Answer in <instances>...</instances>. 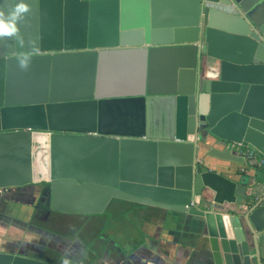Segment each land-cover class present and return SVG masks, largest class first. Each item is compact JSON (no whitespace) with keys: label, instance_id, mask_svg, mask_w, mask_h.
<instances>
[{"label":"water","instance_id":"95a60500","mask_svg":"<svg viewBox=\"0 0 264 264\" xmlns=\"http://www.w3.org/2000/svg\"><path fill=\"white\" fill-rule=\"evenodd\" d=\"M50 2L65 4L53 28L65 39L36 22L0 38V200L41 185L30 208L45 220L127 200L195 217L207 264H264V197L246 172L264 178V0H27L30 18ZM119 46H148L139 94L97 90L99 50ZM160 53L176 62L164 87ZM11 242L0 264H52ZM115 262L137 264L126 252Z\"/></svg>","mask_w":264,"mask_h":264},{"label":"crops","instance_id":"0c3cea01","mask_svg":"<svg viewBox=\"0 0 264 264\" xmlns=\"http://www.w3.org/2000/svg\"><path fill=\"white\" fill-rule=\"evenodd\" d=\"M57 6L62 8V17H57ZM42 15L36 20L30 18L32 9L19 22L21 34H34V23L48 26L46 34L50 41H56L57 35L65 39L66 31L60 33L53 28L59 21L65 25V4L48 3L41 6ZM148 46H126L99 50L96 59L97 90L105 96L122 94L136 95L145 90V70L148 66ZM176 62L170 59L169 54L160 53L152 61V69L158 85L167 86L172 77ZM50 88L53 85V69H50ZM158 122L164 119V113L156 115ZM257 166L246 172L253 180L250 190L256 189L258 197H264V183H256ZM27 191H6L0 200V251L8 246V235H16L22 225L26 229L33 210L30 206L41 196V189L35 191L36 186ZM34 195V197H33ZM138 209L137 221L132 229L126 231L127 224L132 220L123 216V210L117 205L110 209L111 203L104 214H64L55 213L44 220L49 225L48 249L51 253L41 251L39 256L52 264H116L115 258L128 253L137 264H207L205 252L208 249L202 246L205 239L204 229L195 217H184L180 213L166 212L165 210L131 203ZM245 203H243L244 205ZM115 206V205H114ZM28 207V208H27ZM229 208L228 205H226ZM235 208L234 206H230ZM38 217H41L38 214ZM23 240V239H22ZM24 241V240H23ZM25 242V241H24ZM5 246V247H3ZM125 248L124 252L119 250ZM46 249V248H45ZM44 249V250H45ZM205 254V255H204ZM254 255V252L252 253ZM254 264L256 260L253 259Z\"/></svg>","mask_w":264,"mask_h":264},{"label":"rangeland","instance_id":"374dc122","mask_svg":"<svg viewBox=\"0 0 264 264\" xmlns=\"http://www.w3.org/2000/svg\"><path fill=\"white\" fill-rule=\"evenodd\" d=\"M42 173L43 172L38 169V179H41L40 175H42ZM131 203L132 202L127 200L113 199L110 206V209H113L114 207L116 209L117 205H119L120 209L123 210L122 215L131 218L132 222L131 224H127L126 231L132 229L134 223L137 221L136 213L138 209L135 208V206ZM47 225L39 223V221H34V223H32V226L26 229H24L22 225H20L19 227H16V235H13V233L11 235H8L7 238L9 241H12V244L16 243L15 245H18V248L20 249L19 252H21L22 254L38 258L41 250H43L44 246L48 245L49 242L50 231L48 229L49 226ZM40 227L43 230H40ZM35 228H37L38 232L35 231ZM39 246H41V249Z\"/></svg>","mask_w":264,"mask_h":264},{"label":"clouds","instance_id":"9594fccd","mask_svg":"<svg viewBox=\"0 0 264 264\" xmlns=\"http://www.w3.org/2000/svg\"><path fill=\"white\" fill-rule=\"evenodd\" d=\"M8 3V10L0 8V38L15 37L19 31V22L29 11L27 0H8ZM17 59L21 68H26L30 63L26 55L18 56ZM64 264H69V261L65 259Z\"/></svg>","mask_w":264,"mask_h":264},{"label":"flooded vegetation","instance_id":"af4514ba","mask_svg":"<svg viewBox=\"0 0 264 264\" xmlns=\"http://www.w3.org/2000/svg\"><path fill=\"white\" fill-rule=\"evenodd\" d=\"M42 188V190H43V187L40 185H36V190H39V189H41ZM44 217L43 216H41V217H38V214L36 215V214H34L33 215V218H31L30 219V221L28 222V223H26L27 225H25L26 226V228H29V227H31L32 226V223H34V221H39V223H42V224H45V225H47L48 223H45L44 222ZM47 226H49V225H47ZM36 230V232H38V230H37V228H35ZM39 229V228H38ZM40 230H43L41 227H40ZM40 247V249H41V246H39ZM46 249L45 250H43V252H46V253H51V252H53L52 250H50V249H48V247H45ZM42 251V250H41Z\"/></svg>","mask_w":264,"mask_h":264},{"label":"built area","instance_id":"2783aa9c","mask_svg":"<svg viewBox=\"0 0 264 264\" xmlns=\"http://www.w3.org/2000/svg\"><path fill=\"white\" fill-rule=\"evenodd\" d=\"M245 154L247 156L248 159L251 160H257V153L254 151H250V150H245ZM260 163V162H259Z\"/></svg>","mask_w":264,"mask_h":264},{"label":"trees","instance_id":"16d2710c","mask_svg":"<svg viewBox=\"0 0 264 264\" xmlns=\"http://www.w3.org/2000/svg\"><path fill=\"white\" fill-rule=\"evenodd\" d=\"M255 176H256V177H255V179H256V183H258V184H262V183H264V178H263L261 175H259L258 173H256Z\"/></svg>","mask_w":264,"mask_h":264},{"label":"bare ground","instance_id":"6f19581e","mask_svg":"<svg viewBox=\"0 0 264 264\" xmlns=\"http://www.w3.org/2000/svg\"><path fill=\"white\" fill-rule=\"evenodd\" d=\"M44 170H45V168H44Z\"/></svg>","mask_w":264,"mask_h":264}]
</instances>
